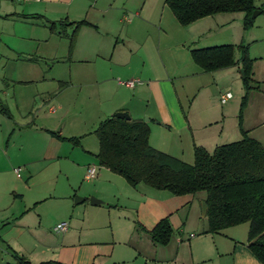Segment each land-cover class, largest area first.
Instances as JSON below:
<instances>
[{"label":"rangeland","instance_id":"rangeland-1","mask_svg":"<svg viewBox=\"0 0 264 264\" xmlns=\"http://www.w3.org/2000/svg\"><path fill=\"white\" fill-rule=\"evenodd\" d=\"M255 3L264 8V0ZM22 14L37 17L26 18ZM243 17L241 12L233 13L234 20L229 24L222 22L223 17H216V21H204L201 29L192 30L176 20L165 0H75L70 4L0 0V104L7 106L12 114L9 118L0 112L3 165L0 177L11 176L5 161V151L9 149L14 162L11 171L21 167V177L15 175V178L29 185L20 189L25 193V201L34 196L46 197L37 211L42 214L45 225H49L48 233L53 239L70 246L67 250L71 244L79 245L81 255L91 257L89 262L85 261L87 264H194L189 260L188 251L174 262L171 258L161 262L152 258L154 245L145 233L134 229L133 219L128 218L133 200L117 194L122 191L120 184L129 186L124 177L107 173L98 183L97 178L87 180L85 175L87 166L99 165L95 157L99 142L94 131L100 122L101 104L121 94L117 89L120 81L134 79L143 71V65L149 60L142 45L151 43L157 62L169 72L181 75L192 69L204 72L193 62L191 48L233 44L238 63L217 72L203 73L207 77L202 80L208 88L210 108L220 111L233 106L231 111L237 110L239 114L245 95L242 52L238 47L243 43L252 59L253 73V88L243 109V119L247 107L255 120L264 117V11L248 29L243 28ZM81 20L96 27L81 26L71 42L74 26L61 21ZM97 73L113 81L100 83ZM200 82V78L193 76H182L176 81L184 105L194 99ZM227 92H231L232 98L223 105L220 97ZM200 100L201 95L195 106L204 112L206 107ZM229 113L226 124L233 128L235 119ZM49 131L78 138L79 143L57 140ZM53 140L60 144L59 156L45 158L44 153ZM193 162L191 157L189 164ZM139 188L152 193L161 191L145 184ZM77 198L87 200L76 203ZM92 198L100 203L92 204ZM198 221L199 225L207 222L202 212L193 218V223ZM62 222L67 223L68 231H55V226ZM232 231L247 241V223L229 228L225 234ZM186 243L184 240L179 247ZM168 246H177L175 239ZM155 248L166 250L163 246ZM66 252H62V257L68 264ZM4 256L6 259L7 255ZM4 261L3 264H8L9 260ZM195 261V264H232L229 255L222 261Z\"/></svg>","mask_w":264,"mask_h":264},{"label":"crops","instance_id":"crops-1","mask_svg":"<svg viewBox=\"0 0 264 264\" xmlns=\"http://www.w3.org/2000/svg\"><path fill=\"white\" fill-rule=\"evenodd\" d=\"M74 1L46 0V4L64 2L70 4ZM223 14L231 16H220ZM216 17H218L217 19L223 17L222 22L225 24H229L234 20L233 13H219L201 18L189 24V27L192 30L202 28L203 23L216 21ZM217 24L220 25V20ZM208 30H211V28ZM204 33L202 32L201 34ZM192 38L190 37V39ZM142 46L145 55L148 56L147 59L149 61H147L149 63L147 62L146 64L145 62L146 65H143V71L136 77L139 78L140 83L134 88L119 84L117 89L121 93L120 95L107 98L105 103L101 99V102H103L101 104L102 108L98 113L99 121L119 111L128 112L133 119L144 120V118H147L149 120L147 123L150 127V144L158 150L182 159L186 163H189L191 157L194 159L195 145L203 146L211 152L217 145L239 140L238 135L240 138L242 137L238 127V111H231L233 110V106L221 108L220 111L218 109L214 110L212 106L210 108L206 92L208 88L202 80L207 77V74L203 73L207 72L194 71L192 69L185 74H173L157 62V54L151 43ZM98 73V82L105 83L112 80L111 77L99 76ZM182 76H193L197 80L200 78L201 81L196 89L198 91L196 96L186 105H184L176 85V81L179 78L181 79ZM199 95H201L200 101L204 102L203 104L206 107L204 112L197 110L195 106ZM229 100L221 103L225 105ZM231 107L232 109H229ZM248 109L247 107L244 111L243 127L248 131L250 137L257 139L264 146V117L255 120L254 116L248 114ZM53 110L56 111V109ZM229 112H232V116L235 119L233 128L228 127V123L226 124V121L229 120ZM55 139L58 140V138ZM50 145L44 153L45 158L58 157L60 144L53 140ZM5 156V161L8 163L6 167L11 176L0 177L2 186L0 189V264L6 262L4 261L6 259L9 260L7 261L8 264L14 262L12 251H17L27 256L33 263L47 260L46 258H56L58 261L66 262L63 259L64 257H62V252L65 250L67 251L68 264H87L91 257L82 256L79 245L71 244V249L67 250L70 246L64 245L63 241L53 239L50 233H48L49 225H45L42 214L37 211L39 204L46 197L34 196L25 201V193L20 189L22 187L28 188V182L26 184L18 182L19 180L15 178V175L21 177V174L18 176L15 170L20 168L22 171L23 169L21 167H14L12 172L11 167L14 166V162L9 149L5 151ZM25 163L29 164V161ZM96 167L98 183L99 179L102 180L104 175L113 173L106 167L100 165ZM101 168L103 170L98 173ZM2 170L3 165H1L0 161V173ZM98 183L95 184V188H97ZM127 184L129 186L120 184L122 191H117V194L125 195L129 200H133L130 207L131 210L129 211L131 215L128 218L133 219L131 223L134 224V229H138L136 228V222H138L142 228L150 230L160 219L169 217L172 226L176 230L170 242L175 239L177 246L170 247L168 246L169 242L168 245L163 246L166 250H159L155 247L160 245L152 243L154 248L151 250L154 260L161 262V260L171 258L172 262H174L185 251H188L189 260L194 264L197 262L195 261L197 259L205 263L212 262L214 259L215 261H222L224 256L228 255L231 257L232 264H262L249 249L246 239L238 237L236 232L232 231L227 235L225 234L229 229L227 228L221 233H204L208 227L207 222H203L202 225L198 224L199 221L193 223L195 214L202 212V203L205 202V195L203 193L173 196L159 190H157L159 192L152 193L147 190H141L139 186L133 187L128 182ZM86 200L87 198H82L80 202ZM186 208H189L188 211L183 212ZM234 227H230V229ZM142 228L138 230L147 235ZM198 232L200 234L197 236L196 233ZM214 237H217V239ZM184 240L187 241L186 246L179 247L180 243L184 242ZM5 254L7 255L6 259H4Z\"/></svg>","mask_w":264,"mask_h":264},{"label":"trees","instance_id":"trees-1","mask_svg":"<svg viewBox=\"0 0 264 264\" xmlns=\"http://www.w3.org/2000/svg\"><path fill=\"white\" fill-rule=\"evenodd\" d=\"M255 1L165 0V3L176 20L184 26L219 13L241 12L244 15L243 28L248 29L254 24L253 13L264 11L263 6H258ZM22 16L37 17L28 14ZM61 23L74 26L70 35L71 42L81 26L96 27L86 20ZM51 25L54 26L55 22ZM238 47L242 52L241 78L245 88L238 114L241 139L217 145L212 152L195 145L194 162L189 164L153 147L149 141L150 127L146 121L133 118L127 120L114 113L101 120L94 131L99 142L95 157L100 166L121 175L133 187L145 184L173 196L204 192L208 224L204 233H221L227 228L247 223V245L264 264V146L250 137L243 127V109L253 88V73L247 46L241 43ZM190 56L205 72L226 69L238 63L233 44L191 48ZM0 105V112L11 118L8 107ZM49 132L60 140L79 143L78 138H66L58 132ZM136 228L141 229V224L136 222ZM142 229L154 245L160 246L168 245L176 233L169 217L160 219L150 230ZM12 255V264H67L53 259L33 263L17 251H12Z\"/></svg>","mask_w":264,"mask_h":264},{"label":"built area","instance_id":"built-area-1","mask_svg":"<svg viewBox=\"0 0 264 264\" xmlns=\"http://www.w3.org/2000/svg\"><path fill=\"white\" fill-rule=\"evenodd\" d=\"M19 1H29V0H19ZM36 1H39V0H36ZM120 83L124 84L125 86H127L129 88H134L137 84L140 83V80L139 79H131V80H128L125 82L120 81ZM230 98H232V94H231V92H227V93L223 94L220 99H221L222 103H225ZM15 172L17 173L18 176H20L21 169L18 168L15 170ZM96 175H97V167L95 165L89 166L87 173L85 175V178L87 180H93L96 178ZM54 229L57 232H65L68 230V225L66 222H62V223L57 224Z\"/></svg>","mask_w":264,"mask_h":264},{"label":"water","instance_id":"water-1","mask_svg":"<svg viewBox=\"0 0 264 264\" xmlns=\"http://www.w3.org/2000/svg\"><path fill=\"white\" fill-rule=\"evenodd\" d=\"M258 14H260V12L259 11H255L253 13L252 17L255 18ZM116 116L119 117V118H125L127 120H130L132 118L131 115L128 112H126V111L116 112ZM145 121L148 122L149 120L146 118ZM80 201H82V198H77L76 203H78ZM91 203L92 204H98V203H100V201L92 198ZM206 210H207V203L203 202L202 203V213H203V215L206 214Z\"/></svg>","mask_w":264,"mask_h":264}]
</instances>
